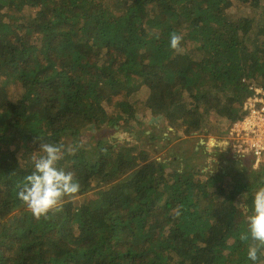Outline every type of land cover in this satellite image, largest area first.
Here are the masks:
<instances>
[{"label":"trees","instance_id":"1","mask_svg":"<svg viewBox=\"0 0 264 264\" xmlns=\"http://www.w3.org/2000/svg\"><path fill=\"white\" fill-rule=\"evenodd\" d=\"M251 84L264 0H0V264H253L264 180L203 138L226 141ZM45 143L81 187L36 219L17 192Z\"/></svg>","mask_w":264,"mask_h":264},{"label":"clouds","instance_id":"2","mask_svg":"<svg viewBox=\"0 0 264 264\" xmlns=\"http://www.w3.org/2000/svg\"><path fill=\"white\" fill-rule=\"evenodd\" d=\"M182 39L181 35L172 33L170 47L180 51ZM208 143L209 146H215L217 142L210 139ZM41 150L42 154L33 158L34 170L24 177L17 192V198L27 206L36 219L47 218L49 212L60 211L65 199L74 198L81 187L73 172H66L57 166L63 159L64 145L45 143L41 145ZM239 239L251 241L247 257L256 264L261 249H264V186L255 191L252 214L247 217V231L242 232Z\"/></svg>","mask_w":264,"mask_h":264},{"label":"built area","instance_id":"3","mask_svg":"<svg viewBox=\"0 0 264 264\" xmlns=\"http://www.w3.org/2000/svg\"><path fill=\"white\" fill-rule=\"evenodd\" d=\"M243 102L244 115L230 128V148L248 156L254 168L264 164V88L251 84Z\"/></svg>","mask_w":264,"mask_h":264},{"label":"rangeland","instance_id":"4","mask_svg":"<svg viewBox=\"0 0 264 264\" xmlns=\"http://www.w3.org/2000/svg\"><path fill=\"white\" fill-rule=\"evenodd\" d=\"M156 124V126H162L161 129H158L156 132L154 133H151L150 131V127H151V124ZM143 128L145 129V134L149 137V139L151 140H155V138H163V137H167L168 138V144L165 148H162V150H160L155 156L157 157H160L162 158L164 156V154H166L167 152H170V146H173L174 145V142L170 143V126L169 125H166L164 124L163 121H160V120H149V121H146V123L143 125ZM131 135H125L124 137V140L125 141H131L130 139L132 140H135V137L137 138H141L143 137L141 135V133H138L137 135L135 134L134 135V129H131ZM114 136H118V132L114 135ZM136 138V139H137ZM184 138V137H183ZM203 138H206V142L205 143H208L210 139H214L212 138L211 136H206V137H203ZM217 146L219 147H226V146H229L228 145V142L226 141H220L218 143H216ZM233 154H235L240 160H245L244 162L246 163L248 159V156H245V155H240L236 152H232ZM136 159H139V157L136 156ZM219 162L223 165L224 164V161L222 160H219ZM222 165L220 166V168L222 167ZM238 169V168H237ZM244 175L249 177L251 180H259V181H263L264 180V164H261L260 166H258L257 168H254L253 165H251L249 167V164L244 172ZM246 199V197L244 196H241V198L239 199L238 202L242 203L244 202Z\"/></svg>","mask_w":264,"mask_h":264}]
</instances>
